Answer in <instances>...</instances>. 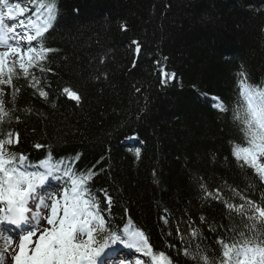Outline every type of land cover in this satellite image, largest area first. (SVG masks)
Returning a JSON list of instances; mask_svg holds the SVG:
<instances>
[{"label":"trees","instance_id":"obj_1","mask_svg":"<svg viewBox=\"0 0 264 264\" xmlns=\"http://www.w3.org/2000/svg\"><path fill=\"white\" fill-rule=\"evenodd\" d=\"M58 7L43 41L54 50L42 64L50 70L42 77L30 70L47 85L48 99L16 69L20 91L12 124L3 125L20 134L11 150L37 160L47 158L49 147L57 159L79 153L80 169L95 165L92 190L102 206L96 190L113 195L116 224L122 228L120 218L131 217L173 264H194L181 236L212 259L222 255L220 240L241 241L253 224L264 230L249 219L254 213L246 203L264 207V180L233 156L234 145L247 146L234 118L244 116L243 85L264 89V0H58ZM163 73L175 79L164 83ZM65 87L81 101L67 98ZM206 96L220 97L228 111L213 108ZM132 135L143 145H125ZM217 189L244 212L205 195Z\"/></svg>","mask_w":264,"mask_h":264},{"label":"snow or ice","instance_id":"obj_2","mask_svg":"<svg viewBox=\"0 0 264 264\" xmlns=\"http://www.w3.org/2000/svg\"><path fill=\"white\" fill-rule=\"evenodd\" d=\"M0 5L7 9L0 11V46L7 49L0 51V233H9L0 235L4 241L0 264L6 257L12 264H145L141 255L148 258V264H173L166 251L153 249L148 235L140 227L133 226L131 217H127L126 223L124 217L120 218L122 228L116 224L111 214L115 203L113 195L104 188L96 190L102 194V206L101 198L92 190L91 182L97 175L95 165L80 169L77 165L79 153L57 159L49 147L47 158L34 165L28 156L11 150V146L20 144V134L5 131L3 125L11 126L16 95L20 91L13 84L14 78L21 79L16 69L22 71V78L36 89L40 97L48 99V92L44 90L47 85H41L40 77L30 70L38 68L41 77L50 70L42 64L47 60V54L54 50L45 47L43 41L45 33L57 20L59 7L58 0H28L25 6L0 0ZM41 9L47 13L43 19ZM26 12L29 13L26 21L20 19ZM139 50L137 45V52ZM163 76L164 83L175 79V73L170 76L163 73ZM5 88L10 89L7 93L10 99H6ZM63 93L76 103L81 101L78 91L65 87ZM205 98L216 110L228 111L220 97ZM243 103L246 105L244 116L234 118L243 125L247 146L234 145L233 156L264 180V164L259 162L264 156V89L243 85ZM9 104L13 107H8ZM14 118L20 119L19 116ZM34 147L39 149L43 145L37 143ZM139 155L137 151V158ZM49 177L60 188L59 196L44 187ZM201 189H204L203 184ZM205 195L227 204L221 199L220 189L215 193L205 191ZM246 203L254 213L249 219H256L264 225V207L251 200ZM261 203H264V197H261ZM227 207L244 212L243 204H227ZM162 219L168 223V219ZM189 228L190 236L199 239V230L191 224ZM240 236L241 241L225 243L220 240L222 255L213 254L212 259L192 240L185 241L181 236L180 243L184 255L194 264H264V230L256 229L253 224L250 235L241 232ZM14 237L18 240L14 241ZM9 249L11 256L8 255Z\"/></svg>","mask_w":264,"mask_h":264},{"label":"rangeland","instance_id":"obj_3","mask_svg":"<svg viewBox=\"0 0 264 264\" xmlns=\"http://www.w3.org/2000/svg\"><path fill=\"white\" fill-rule=\"evenodd\" d=\"M9 43H12V41L9 40ZM6 50H7V49H6L5 47L0 46V51H6ZM259 162L262 163V164H264V156H261V157H260ZM54 193H55L57 196L60 195L59 192H54ZM42 223H43V222H42Z\"/></svg>","mask_w":264,"mask_h":264},{"label":"bare ground","instance_id":"obj_4","mask_svg":"<svg viewBox=\"0 0 264 264\" xmlns=\"http://www.w3.org/2000/svg\"><path fill=\"white\" fill-rule=\"evenodd\" d=\"M3 244H4V241H3L2 238H0V248H1V247L3 248ZM12 247H13V245H12ZM4 262H5L6 264L8 263V258H7V257L4 259ZM5 263H4V264H5Z\"/></svg>","mask_w":264,"mask_h":264}]
</instances>
